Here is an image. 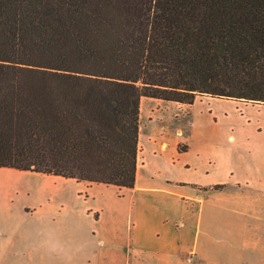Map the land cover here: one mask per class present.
I'll list each match as a JSON object with an SVG mask.
<instances>
[{
  "label": "trees",
  "instance_id": "trees-1",
  "mask_svg": "<svg viewBox=\"0 0 264 264\" xmlns=\"http://www.w3.org/2000/svg\"><path fill=\"white\" fill-rule=\"evenodd\" d=\"M197 94L264 103V0H0L2 167L133 187L141 97Z\"/></svg>",
  "mask_w": 264,
  "mask_h": 264
},
{
  "label": "crops",
  "instance_id": "crops-1",
  "mask_svg": "<svg viewBox=\"0 0 264 264\" xmlns=\"http://www.w3.org/2000/svg\"><path fill=\"white\" fill-rule=\"evenodd\" d=\"M140 106L133 187L0 166V264H264V103Z\"/></svg>",
  "mask_w": 264,
  "mask_h": 264
},
{
  "label": "rangeland",
  "instance_id": "rangeland-1",
  "mask_svg": "<svg viewBox=\"0 0 264 264\" xmlns=\"http://www.w3.org/2000/svg\"><path fill=\"white\" fill-rule=\"evenodd\" d=\"M160 124V122H158V125ZM163 124L165 125V122H163Z\"/></svg>",
  "mask_w": 264,
  "mask_h": 264
},
{
  "label": "bare ground",
  "instance_id": "bare-ground-1",
  "mask_svg": "<svg viewBox=\"0 0 264 264\" xmlns=\"http://www.w3.org/2000/svg\"><path fill=\"white\" fill-rule=\"evenodd\" d=\"M140 107H142V106H140ZM142 109V108H141Z\"/></svg>",
  "mask_w": 264,
  "mask_h": 264
}]
</instances>
